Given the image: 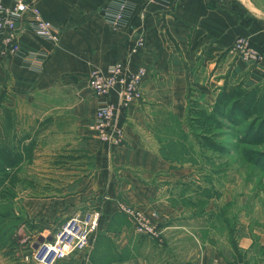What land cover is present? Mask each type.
Masks as SVG:
<instances>
[{
	"label": "crops",
	"instance_id": "crops-1",
	"mask_svg": "<svg viewBox=\"0 0 264 264\" xmlns=\"http://www.w3.org/2000/svg\"><path fill=\"white\" fill-rule=\"evenodd\" d=\"M23 1L36 3L59 40L26 26L20 49L4 53L0 35V94L60 92V100L38 116L51 125L36 132L37 144L41 135L75 139L63 149L87 153L93 164L87 174L80 167L60 194L15 198L26 220L0 238V264H33L26 262L31 250L24 242L33 230L19 236L26 225H34L37 236L52 234L70 215L91 207L102 214L94 241L56 264H264V230L251 226L246 212L235 237L228 221L226 232H215L221 208L197 191L212 178V168L198 163L199 146L185 123L191 100L212 109L227 85L242 81L264 94V0ZM139 37L143 45L136 44ZM238 38L247 39L259 58L247 60L234 50ZM117 62L147 68L143 98L115 120L125 132L120 145L102 142L90 129L103 98L87 82L91 70L106 72ZM119 202L154 219L159 236L137 231Z\"/></svg>",
	"mask_w": 264,
	"mask_h": 264
},
{
	"label": "rangeland",
	"instance_id": "rangeland-1",
	"mask_svg": "<svg viewBox=\"0 0 264 264\" xmlns=\"http://www.w3.org/2000/svg\"><path fill=\"white\" fill-rule=\"evenodd\" d=\"M60 98V92L33 94L31 90L23 96H18L10 90H3L0 94V145L16 149L32 144L36 132L51 125L47 120L39 119L38 116L42 118L47 109ZM256 109L263 111L264 107ZM218 132V140L228 148L226 153L211 154L208 151L206 154L198 145V163H207L208 172L209 168H212L213 172L212 178H208L205 184L198 186V195L212 196L214 206H219L221 208L219 212L223 213L218 216V220H215V232L218 234L226 232L228 223L230 235L235 237V229L241 222L243 212L249 214L246 219L251 226L255 224L264 230V170L244 159L243 145L238 141L242 127L230 125L229 128ZM73 141L75 142V139L60 135L50 136L48 139L41 135L34 156L33 152L26 154L25 160L17 168L8 169L11 173L9 176L0 178V211L9 213L6 214L7 216H0V238L3 241L8 235L14 233L11 228L14 223L26 220L24 206L20 204V201H14L15 198L60 194L64 189L62 186L65 181L76 178L75 174L81 170L80 167H85L86 174L91 172L92 157L78 149H63L68 144L74 146ZM261 148L263 147H259ZM200 204L202 199H199ZM13 211H18L19 217L10 214ZM35 229L34 225L33 228L26 225L19 232L20 238H23L33 230V236L24 241L25 245L29 246V252L31 250L27 263L33 260V243L39 236H46V234L37 236ZM22 252L24 259V249ZM33 264H35L34 260Z\"/></svg>",
	"mask_w": 264,
	"mask_h": 264
},
{
	"label": "built area",
	"instance_id": "built-area-1",
	"mask_svg": "<svg viewBox=\"0 0 264 264\" xmlns=\"http://www.w3.org/2000/svg\"><path fill=\"white\" fill-rule=\"evenodd\" d=\"M121 17V13L117 14L113 23H119ZM26 26L39 36L55 42L59 40L53 24L42 16L36 3L16 0L13 5H6L0 0V35L4 53L17 52L20 49L19 36ZM143 43V37L136 41L137 45ZM233 49L240 51L247 60L259 58L245 38H238ZM146 75V67L131 69L125 62L111 65L106 72L97 68L91 70L87 76L88 85L95 96L103 98L90 125L99 140L115 145L124 142V128L115 120L121 111L143 98L142 85ZM112 93L116 94V100L109 98ZM118 206L128 215L137 231L152 238L159 236L155 220L147 217L140 208L123 202H119ZM101 215L99 208L80 210L70 215L52 234L43 236V240H39V236L33 243L34 262L56 264L58 260L67 258L74 252L88 248L99 230Z\"/></svg>",
	"mask_w": 264,
	"mask_h": 264
},
{
	"label": "trees",
	"instance_id": "trees-1",
	"mask_svg": "<svg viewBox=\"0 0 264 264\" xmlns=\"http://www.w3.org/2000/svg\"><path fill=\"white\" fill-rule=\"evenodd\" d=\"M260 107H264V94L247 89L242 81H238L222 89L212 109L191 100L185 123L203 153L217 154L228 151L227 146L218 140V131L230 125L242 127L238 141L243 145L244 159L264 170V110L256 109ZM37 145L36 137L32 144L16 149L0 145V178L9 176L8 169L17 168L26 154L33 152L34 156Z\"/></svg>",
	"mask_w": 264,
	"mask_h": 264
},
{
	"label": "water",
	"instance_id": "water-1",
	"mask_svg": "<svg viewBox=\"0 0 264 264\" xmlns=\"http://www.w3.org/2000/svg\"><path fill=\"white\" fill-rule=\"evenodd\" d=\"M39 240H43V236H40V237H39Z\"/></svg>",
	"mask_w": 264,
	"mask_h": 264
}]
</instances>
